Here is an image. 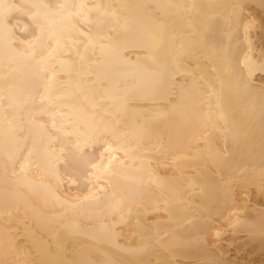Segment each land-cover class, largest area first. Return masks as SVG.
<instances>
[{
    "label": "bare ground",
    "instance_id": "obj_1",
    "mask_svg": "<svg viewBox=\"0 0 264 264\" xmlns=\"http://www.w3.org/2000/svg\"><path fill=\"white\" fill-rule=\"evenodd\" d=\"M263 22L0 0V264H264Z\"/></svg>",
    "mask_w": 264,
    "mask_h": 264
},
{
    "label": "rangeland",
    "instance_id": "obj_2",
    "mask_svg": "<svg viewBox=\"0 0 264 264\" xmlns=\"http://www.w3.org/2000/svg\"><path fill=\"white\" fill-rule=\"evenodd\" d=\"M264 24V22H263ZM256 40H257V45L259 46H263L264 47V33L262 32V30H257V37H256ZM260 199V198H259ZM259 202L263 203L262 199L259 200ZM261 203V204H262ZM241 242H243V240L240 241L239 245H236V248L239 247L241 248L242 244ZM244 249V250H243ZM242 250H243V253L250 256V257H253L254 259L256 258V260H263L264 261V255L261 254V253H254L253 249L250 247V246H245V247H242ZM253 252V253H252ZM258 258V259H257Z\"/></svg>",
    "mask_w": 264,
    "mask_h": 264
}]
</instances>
